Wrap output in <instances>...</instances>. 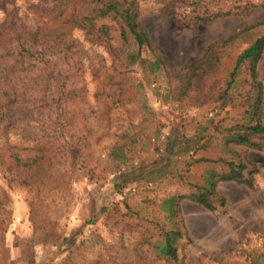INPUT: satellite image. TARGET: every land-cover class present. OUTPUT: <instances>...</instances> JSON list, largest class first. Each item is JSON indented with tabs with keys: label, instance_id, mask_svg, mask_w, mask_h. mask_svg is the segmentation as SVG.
<instances>
[{
	"label": "rangeland",
	"instance_id": "1",
	"mask_svg": "<svg viewBox=\"0 0 264 264\" xmlns=\"http://www.w3.org/2000/svg\"><path fill=\"white\" fill-rule=\"evenodd\" d=\"M61 1L0 0V101L16 83L6 81L13 64L43 72L47 87L24 114L0 111V264H264V149L228 143V128L248 122L245 68L219 100L239 54L264 34V0H138L153 47L136 62L137 43L124 44L112 17L94 20L108 27L100 40L70 29L93 0ZM24 28L71 32L77 53L69 63L49 56L25 44ZM75 65L85 100L70 99L84 84ZM259 71L264 81V58ZM230 147L258 166L256 188L220 181L226 205L214 211L178 201L210 171L228 173L226 160H239ZM165 231L181 233L177 261L161 254Z\"/></svg>",
	"mask_w": 264,
	"mask_h": 264
},
{
	"label": "trees",
	"instance_id": "2",
	"mask_svg": "<svg viewBox=\"0 0 264 264\" xmlns=\"http://www.w3.org/2000/svg\"><path fill=\"white\" fill-rule=\"evenodd\" d=\"M70 1L71 0H62L60 4H69ZM93 3L95 6L87 14L81 13L69 22L71 30L77 27L88 30L92 35H95V37L100 40L104 35H108V27L103 26L102 28H97L94 20L112 17L121 29L124 44H128L130 39H134L138 45V52L131 54V60L135 62L138 61L141 58L142 49L145 46L149 48L153 47L150 36L139 19L140 9L138 0H93ZM57 6L58 4L52 8L48 7L44 10L48 14H54ZM250 6L254 7L256 5H250L249 3L245 5L244 9L246 10ZM236 9L240 10L241 7H236ZM232 13H234V11L208 15L205 17L198 16V20L210 22L217 17L230 15ZM23 33L26 38L25 44L28 46H34L36 49L39 46H42L44 52L49 56H56L58 59H64L69 63L73 60L75 53H77L75 50L76 44L69 36L71 32L51 34L50 32H45L42 28L35 30L32 28L29 30L24 28ZM27 34L29 36H27ZM18 36L21 37L22 35L19 34ZM232 38H229V40ZM213 48L214 45H211L208 50H212ZM26 49L28 50V48ZM263 57L264 34L257 38V40L241 54H239L236 65L230 74L229 80L227 81L226 89L219 97L220 101H225L230 91L237 85V78L240 72L245 68L249 74V78H247L245 82L249 86L247 89L239 92L238 96L242 97V104L245 106L248 122L238 123L228 128V132L230 133L228 143L235 144L238 147L246 146L257 150L264 149V143L262 142L264 141V81L259 71ZM156 64V69H158L160 65H163L164 67L166 66L161 57H158ZM195 67H197V63L195 62L186 67L187 73ZM21 72L23 75H21ZM83 72L82 67L79 65H75V71L71 72V76H73V78L77 77V81L83 82L84 84L80 87V89L69 91L71 94L70 99L78 97L79 99L81 98L82 100H85V96H81L86 88ZM27 73L33 75L32 71L29 70L25 62H22L21 65L13 64L10 66L6 74V81L10 80V76L13 75L16 76V83L15 85H11V87H7L2 93V97L5 100L0 101V111L12 112L16 108V110L20 109L24 114L26 111L23 106L27 97L44 94L47 87L45 84L46 77L43 72H40L36 76L33 75V77L27 75ZM24 76L31 79L30 83L24 84ZM19 85L21 86V93L15 95V93H12V90H16ZM17 96L23 98L21 105H18L19 101L16 98ZM232 148L233 147H230L229 149L233 152V154H236L239 160H226L229 167L228 173L220 176L216 171H210L205 178L204 184L191 185L190 193L188 195L180 196L178 201L189 199L208 210L214 211L218 207L226 205V197L220 195L217 191V185L220 181H234L237 184L246 185L251 189L256 188L255 176L259 173L258 166L251 162L245 154H242L239 149ZM77 150L78 149H75L73 153L74 156L78 153ZM12 156L15 161L13 167H16V165L21 163V161L13 154ZM205 160L207 159L201 158L197 160V162ZM35 162H37V160H35L34 163ZM37 166L38 169H41L43 165L39 163ZM178 201L174 198L170 199L166 203L176 214V209L179 208ZM164 234L165 242L162 246L161 254L169 260L177 261L179 259V254L175 244L181 233L179 231H165Z\"/></svg>",
	"mask_w": 264,
	"mask_h": 264
},
{
	"label": "crops",
	"instance_id": "3",
	"mask_svg": "<svg viewBox=\"0 0 264 264\" xmlns=\"http://www.w3.org/2000/svg\"><path fill=\"white\" fill-rule=\"evenodd\" d=\"M264 58V57H263ZM263 118H264V111H263Z\"/></svg>",
	"mask_w": 264,
	"mask_h": 264
}]
</instances>
